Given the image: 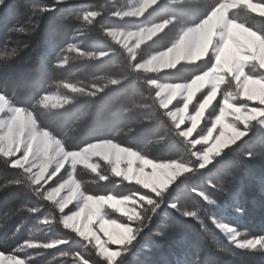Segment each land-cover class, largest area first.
Segmentation results:
<instances>
[{
    "label": "trees",
    "instance_id": "obj_1",
    "mask_svg": "<svg viewBox=\"0 0 264 264\" xmlns=\"http://www.w3.org/2000/svg\"><path fill=\"white\" fill-rule=\"evenodd\" d=\"M142 1L0 0V95L32 114L38 130L60 140L67 151L112 142L153 162L193 168L155 195L113 174L103 160L96 172L77 166L75 177L90 197L148 198L134 221L105 209L110 220L133 226L128 244H109L121 252L113 264H264V246H237L218 227L231 226L241 241L264 239V114L247 128L230 117L245 135L206 168L199 167L196 154L207 147L194 145L213 126L225 96L243 110L264 111V104L243 97L238 81L225 72L199 130L186 139L184 129L161 107L153 84H187L205 74L214 66L218 39L195 62L162 71L136 68L170 49L184 30L199 25L224 0H157L140 17L127 14ZM250 1L264 6V0ZM228 18L264 41V15L241 4ZM157 24L164 26L137 48L134 58L110 35ZM246 75L264 81V68L251 61ZM209 90L197 93L191 111ZM45 95L63 102L43 104ZM181 104L178 100L173 106ZM13 158L0 152V252L29 264H111L92 240L64 225L63 213L76 206L62 212L46 196V187L35 185ZM67 175L64 168L58 177Z\"/></svg>",
    "mask_w": 264,
    "mask_h": 264
},
{
    "label": "rangeland",
    "instance_id": "obj_2",
    "mask_svg": "<svg viewBox=\"0 0 264 264\" xmlns=\"http://www.w3.org/2000/svg\"><path fill=\"white\" fill-rule=\"evenodd\" d=\"M157 0H143L128 15L137 17ZM241 4L248 5L254 12L264 15V6L250 0H224L204 21L195 27L184 30L175 44L168 50L151 56L137 65L143 71H162L173 68L180 62H195L205 57L213 45L214 66L205 74L187 84L154 83L158 89L161 107L182 129L186 139L192 138L199 130L207 111L217 99L225 81V72L234 76L242 89V96L264 104V81L246 75V67L257 61L264 68V41L253 31L230 20L228 13ZM154 25L143 31H111L110 35L134 58L137 48L150 41L163 28ZM20 75V73H16ZM209 87L206 96L197 102L196 109L191 105L195 96ZM178 100L181 105L173 106ZM63 99L56 95H45L43 104L60 105ZM264 111L258 108L244 109L235 105L232 96L224 97L223 108L206 135L198 137L194 145H202L196 154L199 167L206 168L222 149L233 144L245 135L229 122L233 117L245 125L261 120ZM0 152L13 158L15 166L25 168L31 174L35 185L46 187V196L64 212L74 205L71 213H63V223L87 240L97 245L102 256L113 264L119 257L120 249H111L109 244L124 246L133 238V226L122 225L110 220L105 213L109 208L134 221L139 207L148 198L136 194L130 198L90 197L83 193L75 177L77 166L96 172L101 160L111 166L113 174L139 184L155 195H161L180 175L193 168L181 163H158L148 160L138 153L112 142H97L79 151H67L62 142L37 128L35 118L11 104L0 95ZM67 168V178L58 175ZM58 177V178H57ZM58 179L53 187L47 185ZM134 219V220H133ZM220 230L235 245L240 247L264 246V239L241 241L237 232L224 223ZM0 264H29L20 257H8L0 252Z\"/></svg>",
    "mask_w": 264,
    "mask_h": 264
}]
</instances>
